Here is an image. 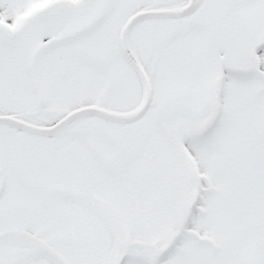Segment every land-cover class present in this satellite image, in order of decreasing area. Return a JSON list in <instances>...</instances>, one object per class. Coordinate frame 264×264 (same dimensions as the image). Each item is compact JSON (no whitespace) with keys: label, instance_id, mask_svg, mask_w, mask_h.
Instances as JSON below:
<instances>
[{"label":"snow or ice","instance_id":"snow-or-ice-1","mask_svg":"<svg viewBox=\"0 0 264 264\" xmlns=\"http://www.w3.org/2000/svg\"><path fill=\"white\" fill-rule=\"evenodd\" d=\"M0 264H264V0H0Z\"/></svg>","mask_w":264,"mask_h":264}]
</instances>
